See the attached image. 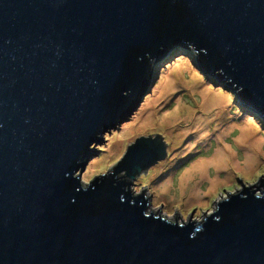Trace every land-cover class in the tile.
<instances>
[{
	"label": "water",
	"instance_id": "95a60500",
	"mask_svg": "<svg viewBox=\"0 0 264 264\" xmlns=\"http://www.w3.org/2000/svg\"><path fill=\"white\" fill-rule=\"evenodd\" d=\"M184 48L264 121V0H0V264H264V174L186 222L131 187L160 133L81 178Z\"/></svg>",
	"mask_w": 264,
	"mask_h": 264
},
{
	"label": "rangeland",
	"instance_id": "374dc122",
	"mask_svg": "<svg viewBox=\"0 0 264 264\" xmlns=\"http://www.w3.org/2000/svg\"><path fill=\"white\" fill-rule=\"evenodd\" d=\"M179 61L186 63V79H190L189 71H194L201 87H208L211 91H220L221 94L228 95L226 112H228V122L233 126L224 131L223 141L216 138V133L213 135L215 131L213 132L212 129L208 145L197 144L191 150L185 149L189 135H183L178 145L173 144V135L181 131L185 125H190L184 121L183 109L189 106L197 110L200 102L199 89L178 86L171 89L167 96L153 104H148L157 96L163 74ZM153 79L149 91L130 117L109 132H105L103 143L92 145L97 150V155H93L86 164V169L82 172V180L87 183L115 165L124 154L126 147L136 137L160 133L167 142L168 155L130 180L134 192L148 191L149 211H157L158 214L178 222L188 221L191 215L193 219L200 220L213 211L217 201L225 197L228 192L241 189L243 185L257 189L258 179L264 174V121L261 116L253 111L240 109L238 97L231 88L224 82L217 83L213 75H203L197 67L195 53L189 49L184 48L177 58L157 66ZM177 107L181 109L180 116L172 123H175V127L171 128L169 117ZM239 136L240 140H237ZM219 142L229 145L236 164L219 169L211 166L205 176H194L182 183L185 178L182 179L181 175L187 167L194 160L213 153ZM250 151L254 158L248 155ZM215 153L217 154V151ZM155 168L157 171L153 173ZM194 187L198 188L199 192L191 195Z\"/></svg>",
	"mask_w": 264,
	"mask_h": 264
},
{
	"label": "bare ground",
	"instance_id": "6f19581e",
	"mask_svg": "<svg viewBox=\"0 0 264 264\" xmlns=\"http://www.w3.org/2000/svg\"><path fill=\"white\" fill-rule=\"evenodd\" d=\"M185 69L186 63L184 61H179L173 64L170 70L163 74L162 82L158 88L157 96L150 100L148 104H153L161 98L167 96L171 89L178 86H185L194 90L199 89L200 102L197 106V110L189 106L183 109L185 114L184 121L186 123H190V125H185V127H183L181 131L179 130L178 133L173 135V144L178 145L181 142L183 135H189V142L187 143L185 149L191 150L197 144L208 145L210 143L209 136L212 129L213 132L215 131L213 135H215L216 133V138H220L221 141H223L224 131L227 129H231L233 126V124L228 122V112H226V102L229 101L228 95L221 94L220 91H211V89L208 87H201V85H199L200 83H198L196 79L194 71H189L190 79H186ZM178 108L179 107H177L172 116L169 117V120L171 121L169 127L171 128L175 127V123H172L175 122L180 116L179 113L181 109ZM223 126L226 127V129H224ZM236 139L240 140V136ZM215 151H217V154L215 153ZM215 151L209 156L200 157L194 160L190 164V166L187 167L186 171L183 172V175H181L182 179L185 178L183 181L181 180L182 183L189 181L191 178H194V176H205L209 172L211 166L219 169L223 167L227 168L231 165L236 164V161L232 157V152L228 144L219 142L218 147ZM248 155L253 157L251 151ZM247 165H249V162L247 163ZM156 171L157 168L153 169V173H155ZM198 192L199 189L194 187L192 189L191 195H194V193L198 194ZM197 194H195V196Z\"/></svg>",
	"mask_w": 264,
	"mask_h": 264
},
{
	"label": "trees",
	"instance_id": "16d2710c",
	"mask_svg": "<svg viewBox=\"0 0 264 264\" xmlns=\"http://www.w3.org/2000/svg\"><path fill=\"white\" fill-rule=\"evenodd\" d=\"M180 48H181V47H180ZM169 55H170V54H169ZM169 55H168V57H169ZM168 57H167V58H168Z\"/></svg>",
	"mask_w": 264,
	"mask_h": 264
}]
</instances>
